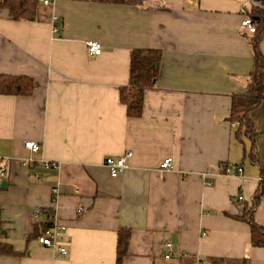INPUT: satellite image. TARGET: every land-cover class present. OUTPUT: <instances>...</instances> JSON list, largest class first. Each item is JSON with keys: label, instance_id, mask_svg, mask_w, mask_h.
Here are the masks:
<instances>
[{"label": "crops", "instance_id": "0c3cea01", "mask_svg": "<svg viewBox=\"0 0 264 264\" xmlns=\"http://www.w3.org/2000/svg\"><path fill=\"white\" fill-rule=\"evenodd\" d=\"M49 2L38 1L33 20H11L0 8V73L33 82L29 96L0 95V239L18 252L0 255V264H116L125 228L121 264H264V245L251 243L238 218L264 169V101L249 114L252 136L226 119L253 63L242 0ZM87 40L101 43L99 55L87 53ZM133 49L161 53L138 118L119 102ZM128 151V168L110 177L105 158ZM166 157L173 168L161 170ZM220 165L242 172L224 174ZM47 210L65 228L66 256L35 237ZM252 218L264 230V198Z\"/></svg>", "mask_w": 264, "mask_h": 264}, {"label": "trees", "instance_id": "16d2710c", "mask_svg": "<svg viewBox=\"0 0 264 264\" xmlns=\"http://www.w3.org/2000/svg\"><path fill=\"white\" fill-rule=\"evenodd\" d=\"M99 1V0H97ZM111 1V0H102ZM132 2L133 0H113ZM263 5V0H256ZM38 0H0V8L5 9L11 20H33L35 18ZM249 15L255 22V31L250 33L253 52L252 68L249 72L245 89L240 94L231 97V109L226 119L236 123L237 134L254 135L250 112L264 101V54L259 49V42L264 32V8L252 5ZM161 53L157 49H133L129 56L128 84L119 89V102L124 105L126 115L131 118L141 116L144 93L156 85L160 69ZM33 91L31 78L22 75L0 73V95L29 96ZM264 177V169L261 170ZM259 183V182H258ZM264 198V184L259 183L255 196L250 204L243 206L241 217L250 226V241L255 246L264 245V230L252 218L253 209ZM47 219L42 231L35 234L37 238L47 227L53 224V213L47 210ZM129 229L117 232L116 264L121 261L129 243ZM12 246L0 239V255H15Z\"/></svg>", "mask_w": 264, "mask_h": 264}, {"label": "built area", "instance_id": "2783aa9c", "mask_svg": "<svg viewBox=\"0 0 264 264\" xmlns=\"http://www.w3.org/2000/svg\"><path fill=\"white\" fill-rule=\"evenodd\" d=\"M43 4H49V0H38ZM261 6L256 0H242L241 6L239 9V13L241 14L240 27L242 30L247 33H253L255 31V22L249 15V6ZM54 21L57 20V17H53ZM53 31L55 28L53 27ZM87 53L90 56H97L101 53L102 45L98 41L95 40H87L85 42ZM233 126L236 125L235 122L232 123ZM24 149H26L30 154H36L40 150V144L38 142L32 140H24L22 142ZM132 156V152L128 151L121 156H108L104 160V166L107 168L110 177H117L120 175L125 169L128 168V160ZM2 160V158H1ZM32 162L31 158H26L23 160V164H29ZM43 166L46 169H56L58 167L57 162L53 161H43ZM159 168L161 170H168L173 168V160L171 157L164 158L160 164ZM219 171L224 174H233V173H241V166H230V165H220ZM5 177V169L2 165H0V181H2ZM259 183L264 184V177L260 175L258 177ZM51 198L52 201L56 200V196L58 194V188L56 186H52L51 189ZM239 201L243 200L242 196H238ZM43 213L41 208H36L33 211V216L38 218V216ZM201 235L204 236L205 232H201ZM65 236V228L63 226L53 224L50 227H47L40 235L37 236V241L47 247L52 248L58 255L66 256L68 253L67 243L64 240ZM173 250V246L170 242L165 243V259H169L171 257V253Z\"/></svg>", "mask_w": 264, "mask_h": 264}, {"label": "water", "instance_id": "95a60500", "mask_svg": "<svg viewBox=\"0 0 264 264\" xmlns=\"http://www.w3.org/2000/svg\"><path fill=\"white\" fill-rule=\"evenodd\" d=\"M4 186V183H2L1 185H0V187H3Z\"/></svg>", "mask_w": 264, "mask_h": 264}]
</instances>
